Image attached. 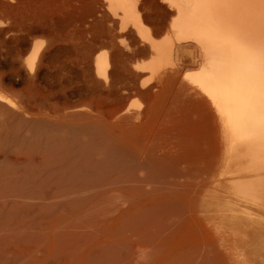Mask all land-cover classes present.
Masks as SVG:
<instances>
[{
	"label": "bare ground",
	"instance_id": "6f19581e",
	"mask_svg": "<svg viewBox=\"0 0 264 264\" xmlns=\"http://www.w3.org/2000/svg\"><path fill=\"white\" fill-rule=\"evenodd\" d=\"M165 3L171 20L154 33L143 0H105L119 51L92 63L105 112L50 107L41 45L18 67L0 40V264H264V0ZM127 34L148 60L124 56ZM55 60L46 83L74 73ZM204 106L224 145L212 176Z\"/></svg>",
	"mask_w": 264,
	"mask_h": 264
},
{
	"label": "rangeland",
	"instance_id": "374dc122",
	"mask_svg": "<svg viewBox=\"0 0 264 264\" xmlns=\"http://www.w3.org/2000/svg\"><path fill=\"white\" fill-rule=\"evenodd\" d=\"M166 1L167 0H143L144 16L149 23L148 26L154 33L163 29V27L171 20L168 16L169 7L168 4L165 3ZM104 9L105 0H28V2L27 0H0V22L3 21L0 26V40L3 39L4 41L10 42L9 46L12 47L11 50L15 56L13 57L16 60L18 59L16 58L17 55L19 57L17 61L18 63L12 57L13 60H15L17 66H24L25 56H27L29 53L28 51H30L34 44L38 43L42 47V54L45 56V59L43 61H41V59H39L40 61H36V63L38 62V64H41V69L43 68V71L38 77L40 79H38V83L42 93L41 98L42 100L46 101L49 106L51 105L50 107L55 105H69L74 107L80 106L79 108L86 107V109L82 108L85 111H90V109L94 108V111L97 113L101 111L105 112L107 110L106 103H104V101L101 103V100L99 99V95L107 91L106 85L103 82H101L100 85L97 81H95L96 77L93 73L94 70H92L94 68L92 63L98 54H103L108 51L112 52L113 50H115V53L119 52L116 48H112L110 45L112 43L111 38H113L116 30L109 23H106L105 26H108V28L112 29L107 28L108 30L103 31L104 21L102 14H104ZM99 29L101 31H98ZM23 30L24 32H22ZM105 31H110L109 36H111L109 37L108 32L106 33ZM107 36L109 37L108 39ZM125 37V41L127 40L125 43L128 45V47L124 48L123 46H120V49L123 51L125 57L128 56L127 59H133L134 64L143 63L149 59V56L145 54L146 45L141 42L138 37H132L130 34H127ZM16 51L18 54H15ZM112 53H114V51ZM59 54L63 56V61L65 60L64 62L69 64L68 66H71L74 69L75 74H71L70 71L66 70L67 73L65 71L62 72L59 79L54 83L52 82L53 84L49 82L46 83L45 79L49 71L50 74L54 73V70H49L51 68L50 63L53 65V62L56 61V56H59ZM20 55L22 56L20 57ZM53 56L55 57L53 58ZM69 56L70 59H68ZM185 59L190 62L193 61V57L188 55L185 57ZM66 60H68V62ZM0 61L2 62L0 63V71H3L9 75L10 65L5 63L1 57ZM76 65L77 67L81 65L83 69L80 70L82 67L79 66L77 69L78 71H76ZM90 67L91 69H89ZM80 71H82V73ZM92 73L95 78L93 77ZM82 75H84V77ZM81 76L82 78H79ZM84 78L91 79V81L88 79H85V81ZM17 80L18 83L15 82V84H13V88L16 91L18 90V95L27 96L28 91L26 83H22L21 79ZM66 81H68L67 83H69V86L66 85ZM76 81L81 82L78 84ZM87 87L89 89H86ZM92 87H96L97 89ZM91 88L94 90H91L92 92L88 91ZM97 90L99 92H97ZM20 91L21 93H19ZM87 93L90 95H86ZM132 96L130 99L131 102L133 101L137 103L142 108L147 107L148 102L145 101L144 97L137 94H133ZM45 97H47V99H43ZM204 109L210 116L209 119L211 126L209 125V138L211 141L208 140V142L212 143L207 145V151L205 150L207 153L204 154V159H202L203 161L201 165L204 166V169L206 168L205 170L208 171L210 176H212L217 171V167L221 161V152L224 145L222 142L220 124L211 117H214V110L210 106H204ZM183 112H185V110ZM212 112L213 114H211ZM212 120H214V122ZM213 137H215V139ZM192 149L199 151V148L196 149L194 146H192Z\"/></svg>",
	"mask_w": 264,
	"mask_h": 264
}]
</instances>
